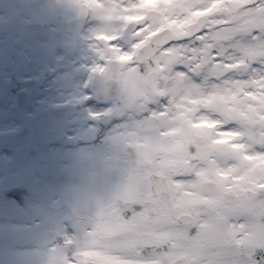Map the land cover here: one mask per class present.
I'll return each instance as SVG.
<instances>
[{
	"label": "rangeland",
	"instance_id": "1",
	"mask_svg": "<svg viewBox=\"0 0 264 264\" xmlns=\"http://www.w3.org/2000/svg\"><path fill=\"white\" fill-rule=\"evenodd\" d=\"M63 2H56L57 9ZM0 3V16L4 18L0 20L2 29L6 28L5 20L10 16L23 20L49 17L47 1L0 0ZM192 3L194 5L195 0ZM9 28L11 42L0 31L2 57L8 50L15 49L24 59L28 48L39 44L47 48L55 42L47 30L34 39L20 40L17 27L12 24ZM171 83L161 80L155 84L156 87H168ZM144 87V107L149 100L158 102V96ZM206 91L197 85H193L191 91L181 90L172 97L166 112L148 117H143L144 109L138 105L123 103L112 110L117 112L116 119L101 125L102 128L97 119H87L88 116L77 111L69 119L46 123L27 142H19L12 136L22 120L16 119L11 107L14 96L3 94L6 100L3 95L0 97V111L4 112V117H0V264H64L70 257L65 249L79 250L90 223L68 213L64 205L67 206L69 201L75 207L98 210L100 205L112 200L126 183H135L146 169L151 170V174L172 170L170 197L173 208H178V211H185L195 204L218 205L221 197L206 193L199 187L202 179L212 175L224 188L243 192L245 179L250 175L248 169L243 174L240 167L243 146L237 143L235 133L221 129V122L216 120V113L204 98ZM222 103L229 110L234 109L229 99L224 98ZM46 126L52 128L51 134L46 132ZM99 130L100 139L105 142L97 146L94 135ZM195 134L203 136L201 143L195 142ZM45 137H50V143L44 155V140L38 142L37 139ZM128 138L132 139L133 145L128 143ZM184 142L199 149L200 162L193 164L189 161L192 156L183 146ZM120 146H130L136 154L137 146H143L154 159L149 166L144 162L134 167L137 156L134 159L122 158L115 149H111ZM174 164H182L183 169L174 170ZM139 168L144 170L135 171ZM15 182L25 185L30 191L20 205L2 190ZM246 199L233 207L220 205L202 210L197 214L193 227L199 233L191 238L184 233L188 228L175 219L159 216L149 220L146 216V220L153 225L158 239L178 235L185 240L204 239L214 244L205 249L201 257H206L212 264H251L249 248L235 243L236 238L230 228L233 222L243 220L254 224L260 218V207L251 198ZM221 216L225 220H221ZM258 248L253 250V257L264 259V248L259 252ZM245 254L247 258L240 260Z\"/></svg>",
	"mask_w": 264,
	"mask_h": 264
},
{
	"label": "snow or ice",
	"instance_id": "2",
	"mask_svg": "<svg viewBox=\"0 0 264 264\" xmlns=\"http://www.w3.org/2000/svg\"><path fill=\"white\" fill-rule=\"evenodd\" d=\"M86 8L120 22L95 33L105 61L95 70L111 73L123 66L119 78L129 102L144 109L143 117L166 112L181 90L202 86L221 129L235 133L250 154H264V0H195L194 5L192 0H103L102 7ZM161 80L172 83L154 87L158 102L149 100L144 107V86ZM224 98L234 110L222 103ZM128 143L133 145L131 138ZM153 159L148 149L137 146L134 167ZM246 167L253 186L260 185L255 190L264 191V167L252 160ZM152 186L146 169L100 205L79 250L64 264H212L201 258L214 245L204 239L156 238L146 220V201L155 199ZM259 216L254 224L239 220L230 225L235 243L247 246L250 257L256 247L264 248V212ZM251 264H264V259L255 257Z\"/></svg>",
	"mask_w": 264,
	"mask_h": 264
},
{
	"label": "flooded vegetation",
	"instance_id": "3",
	"mask_svg": "<svg viewBox=\"0 0 264 264\" xmlns=\"http://www.w3.org/2000/svg\"><path fill=\"white\" fill-rule=\"evenodd\" d=\"M46 1L49 2L46 8L49 17L45 19V26L28 39H34L47 30L55 42L47 48L40 44L28 48L24 59L15 49L8 50L5 57L0 54V94L10 93L14 96L17 119H25L24 122L39 119L38 122L34 121L33 131L50 121L69 119L77 111L88 116L87 119H103L104 113H108L109 119L114 118L117 112L112 110L121 101L116 94V85L118 81L123 86L119 72L125 69L121 66L111 73L95 70L96 65L105 63L97 52L95 33L105 24L120 22L104 20L86 8L89 5L93 9L102 7L103 0H85L86 7L84 0H64L60 9L56 4L59 0ZM151 2L159 3L160 0ZM193 10L198 12V9ZM9 26L8 31H11ZM20 49L22 51L24 48ZM20 91H26L27 96L33 94L21 112L16 105ZM68 108L69 111L65 112ZM3 115L0 112V117ZM45 129L48 133L52 131L49 126ZM255 155L257 165L264 167V154ZM249 160L244 159V172ZM253 187L251 181L243 186V200L254 198Z\"/></svg>",
	"mask_w": 264,
	"mask_h": 264
},
{
	"label": "water",
	"instance_id": "4",
	"mask_svg": "<svg viewBox=\"0 0 264 264\" xmlns=\"http://www.w3.org/2000/svg\"><path fill=\"white\" fill-rule=\"evenodd\" d=\"M128 97L127 96H125V99H127ZM157 178L154 176V178H153V183H154V186H155V190H157ZM213 186H214V184L213 183H210V182H204L203 184H202V187L203 188H209L210 190H214V188H213ZM159 188H164L163 190L164 191H166L167 190V188H166V186L165 185H162V186H160ZM157 192H160V191H157ZM179 219L181 220V221H184V222H187V221H189V220H191V217L190 216H188V215H186V214H182L180 217H179Z\"/></svg>",
	"mask_w": 264,
	"mask_h": 264
}]
</instances>
